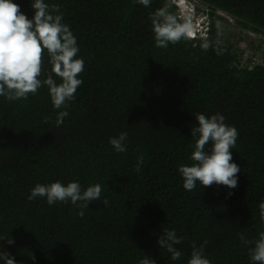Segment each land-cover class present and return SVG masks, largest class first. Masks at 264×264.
Listing matches in <instances>:
<instances>
[{
  "label": "trees",
  "instance_id": "trees-1",
  "mask_svg": "<svg viewBox=\"0 0 264 264\" xmlns=\"http://www.w3.org/2000/svg\"><path fill=\"white\" fill-rule=\"evenodd\" d=\"M198 1L208 38L220 41L219 55L202 50V40L155 46L149 14L167 0H151L149 7L136 0H45L60 5L77 38L83 83L59 127L60 110L46 87L27 100L0 96V235L14 239L4 248L17 264H138L144 255L156 264H187L192 246L204 241L211 264H252L239 237L264 230L258 208L264 202V49L253 63L223 43L218 27L229 20L264 35V0ZM13 2L31 18L32 0ZM170 11L176 15L173 6ZM197 113H219L237 129L230 150L240 167L236 188H183L178 166L191 163ZM121 132L128 134L127 151L118 153L108 141ZM56 181H78L82 189L99 183L101 199L83 217L70 202L27 199L37 183ZM165 228L183 237L179 260L158 247Z\"/></svg>",
  "mask_w": 264,
  "mask_h": 264
},
{
  "label": "clouds",
  "instance_id": "clouds-1",
  "mask_svg": "<svg viewBox=\"0 0 264 264\" xmlns=\"http://www.w3.org/2000/svg\"><path fill=\"white\" fill-rule=\"evenodd\" d=\"M136 2L145 7L151 4V0ZM170 6L174 7L176 15L170 11ZM30 7L33 11L31 18L13 0H0V96L9 102L27 100L46 87L53 109L60 110L55 117V126L59 127L68 116L67 109L75 101L77 89L83 83L79 76L84 71V60L78 58L80 48L77 38L64 22L60 5L32 0ZM198 8H201L198 0H167L150 13L155 46L166 49L182 40H202V50L214 49L217 55L221 54L220 41L208 38V19L205 12ZM50 119L45 117V122ZM195 121L190 128L192 151L188 159L191 163L178 166L183 188L189 192L198 184L200 188L212 185L236 188L240 167L232 162L230 150L236 145L237 129L226 124L225 117L219 113L210 116L197 113ZM127 136V132H121L109 138L108 143L116 152H126ZM136 159L134 170L139 172L144 163L143 154ZM102 190L103 186L99 183L84 189L78 181L69 182L66 186L59 181L47 185L37 183L30 189L27 199L44 198L49 205L70 202L81 209L77 215L83 217V210L101 199ZM102 203L108 206L109 201L105 198ZM258 208L261 224L264 225V202H260ZM239 239L246 247L252 264H264V230L253 239L242 234ZM0 241L3 242L0 243V261L17 264L15 257L4 248L5 244L13 245L14 239L7 233L0 235ZM182 241L183 237H178L175 230L167 228L157 238L158 247L166 250L173 261L183 255L176 247ZM206 244L207 241H204L200 246H192L187 264H211L205 256ZM28 256L35 261L34 254ZM138 264H156V260L144 255Z\"/></svg>",
  "mask_w": 264,
  "mask_h": 264
},
{
  "label": "rangeland",
  "instance_id": "rangeland-1",
  "mask_svg": "<svg viewBox=\"0 0 264 264\" xmlns=\"http://www.w3.org/2000/svg\"><path fill=\"white\" fill-rule=\"evenodd\" d=\"M228 21L223 20L218 27V33L222 37L223 43L231 46L237 54L242 52L241 54L244 56H251L253 63H260L261 50L264 49V35L242 29Z\"/></svg>",
  "mask_w": 264,
  "mask_h": 264
}]
</instances>
